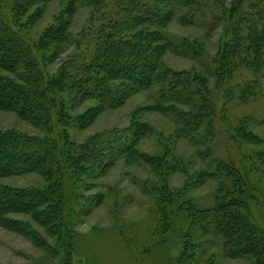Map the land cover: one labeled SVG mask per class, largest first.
<instances>
[{
    "label": "rangeland",
    "instance_id": "374dc122",
    "mask_svg": "<svg viewBox=\"0 0 264 264\" xmlns=\"http://www.w3.org/2000/svg\"><path fill=\"white\" fill-rule=\"evenodd\" d=\"M70 1L51 0L42 7V15L26 25L37 6L14 20V0H0V14L28 44L43 84L61 68L69 71V60L80 58L93 42L87 33L90 8L81 5L69 20L72 43L62 45L52 58L36 49L43 31ZM163 4L172 15L161 32L175 50L165 51L161 62L174 72H186L190 79L199 76L200 87L188 80L190 95L182 98L183 104L169 102L167 114L152 110L158 92L154 85L129 94L122 105L103 110L82 127L75 118L95 102L73 103L68 93L52 90L56 102L49 110V128L0 109V129L36 139L37 153L52 161L56 182L48 199L60 203L56 229L49 234L30 214L5 216L26 225L43 243L35 244L25 233L0 226V264H58L64 256L66 230L70 264H258L255 252L230 255L235 251L229 252L222 219L215 216L223 204L245 213L256 238L264 240V49L251 38V33L262 32L256 30V10L262 11L264 20V0H202L192 10L175 0ZM225 8L231 9L228 17ZM224 30L226 40H222ZM223 49L231 58L219 76L217 54ZM0 76L13 77L1 68ZM198 98L206 102L207 119L193 136L185 132V137L176 112L191 114L189 106L199 107ZM134 119L136 125L149 128L134 150L154 158V164L127 153L114 154L119 144L123 143L119 147L123 153V147L132 144ZM93 136H104L103 144L98 141L105 165L78 174L71 167L72 151ZM242 169L247 176L244 186L239 180ZM47 184L38 173L13 175L0 178V191H42ZM69 199L71 213L63 211Z\"/></svg>",
    "mask_w": 264,
    "mask_h": 264
},
{
    "label": "trees",
    "instance_id": "16d2710c",
    "mask_svg": "<svg viewBox=\"0 0 264 264\" xmlns=\"http://www.w3.org/2000/svg\"><path fill=\"white\" fill-rule=\"evenodd\" d=\"M50 1L14 0V20L19 19L31 6H37L26 19V25L34 23L42 15V7ZM175 1L188 10L196 9L202 3V0ZM81 5L90 8L87 33L91 35L89 38H93V42L80 58L73 57L69 60L67 65L69 71L68 68L67 70L61 68L57 75H53L44 84L37 64L33 63L30 57L32 52L28 44L19 36L18 30L12 28L7 18L0 14V68L13 75L11 78L0 76V109L14 112L34 126L49 128V110L56 102L52 98L53 91L68 93L73 103H82L86 100L95 102L94 106L87 108L84 113L75 118L78 126L82 127L90 123L103 110L122 105L129 94L152 89L154 85L158 87V92L157 101L151 107L152 110L167 114L169 102L183 104L182 98L187 94L190 95L187 91L188 80L197 83L199 76L196 75L194 78L192 76L193 79H190L186 72H174L165 68L161 62L165 51L175 50L173 46H169L171 43L161 32L172 15V12L163 4V0H71L63 12L57 16L55 23L43 31L37 41L36 49L42 53H48L49 58H52L58 48L72 43L68 34L69 20L76 8ZM224 11L227 17L231 14L230 8H225ZM256 12H258L259 23L256 30L260 29L262 32L259 36L257 33H251V38L257 40L254 42L264 49V20L262 11L256 10ZM226 38L227 32L224 30L222 40ZM228 58L230 59L231 55L227 54L225 49L217 54L219 76L225 71V61ZM197 84L200 87V84ZM192 92L191 96L195 91L192 90ZM198 101L199 107H195L196 103L188 107L192 115L176 112L179 131L185 137H187L185 132L193 136L200 130L204 119H207L204 107L206 102L202 98L201 100L198 98ZM60 109L63 115L62 105ZM133 122L130 128L132 144L123 147L126 149L124 153L119 149L123 143L119 144L114 154L127 153L128 156H135L147 164H154V158L134 150V144L149 128L146 124H144L145 128L139 125L140 123L136 125L135 119ZM103 137L93 136L90 140L78 145L74 151L75 154L72 151L71 167L76 173L93 172L95 169L100 170L104 167L105 156L101 152L103 145H99L98 141H102ZM33 140L37 141L34 138ZM33 140L0 129V178L38 173L48 183L42 191L2 189L0 191V226L23 232L24 236L39 245L43 241L38 240L37 235L32 234L26 225L16 224L5 217L10 213L30 214L33 220H37L46 228L48 234L50 229H56L55 215L58 213L60 203L54 196L55 200L48 199L52 195L48 192L56 182L53 178L56 168L52 161L47 160L46 155L37 153ZM111 151L113 150H109V153H113ZM239 180L242 186L246 185L247 176L243 169L239 173ZM219 209L221 212L216 214L215 219L218 217L222 219V230L230 245L229 252L231 249L235 251L230 255L255 252L259 254L258 264H264V240L260 242L256 238V229L250 223L248 216L245 213L231 211L225 204ZM72 210L73 203L69 199L65 201L63 211L71 213ZM69 235V230H66L64 256L58 264H70Z\"/></svg>",
    "mask_w": 264,
    "mask_h": 264
}]
</instances>
